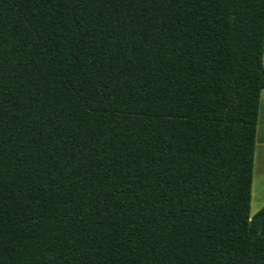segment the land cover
Returning <instances> with one entry per match:
<instances>
[{"label":"trees","instance_id":"obj_1","mask_svg":"<svg viewBox=\"0 0 264 264\" xmlns=\"http://www.w3.org/2000/svg\"><path fill=\"white\" fill-rule=\"evenodd\" d=\"M263 36L264 0H0V264H264Z\"/></svg>","mask_w":264,"mask_h":264},{"label":"crops","instance_id":"obj_2","mask_svg":"<svg viewBox=\"0 0 264 264\" xmlns=\"http://www.w3.org/2000/svg\"><path fill=\"white\" fill-rule=\"evenodd\" d=\"M262 65L264 67V36ZM262 206H264V87L259 92L257 105L249 213L253 214Z\"/></svg>","mask_w":264,"mask_h":264}]
</instances>
